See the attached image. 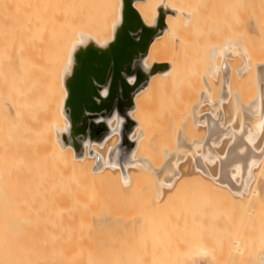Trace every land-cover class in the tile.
Instances as JSON below:
<instances>
[{"label": "bare ground", "instance_id": "6f19581e", "mask_svg": "<svg viewBox=\"0 0 264 264\" xmlns=\"http://www.w3.org/2000/svg\"><path fill=\"white\" fill-rule=\"evenodd\" d=\"M111 172L127 194L150 179L144 205L157 209L196 178L242 231L226 264H264V0H0V195L55 193L74 174L87 189ZM103 201L95 234L149 219L114 216ZM5 220L0 264H28L8 233L22 227ZM195 251L189 264H225Z\"/></svg>", "mask_w": 264, "mask_h": 264}, {"label": "rangeland", "instance_id": "374dc122", "mask_svg": "<svg viewBox=\"0 0 264 264\" xmlns=\"http://www.w3.org/2000/svg\"><path fill=\"white\" fill-rule=\"evenodd\" d=\"M176 94L177 93H174L173 95H175V96H173V97H175V99L178 103V100L180 102V99H179V97L176 98L177 97ZM172 100H174V99L172 98ZM174 103H176V102L174 101ZM157 116H158V114H157ZM152 118L155 119V117H153V116H152ZM154 119L150 120L149 123H151ZM152 123H155L153 127L148 124L150 129L147 128V130L148 129L152 130V131L148 130V132H149V133L147 132L148 137L154 133H157L156 131L159 129L158 126L156 128L157 130L155 129V127H156L155 125H157V120H155V122H152ZM189 129L190 128H188L187 130L189 131ZM154 130H156V131H154ZM193 131L199 132L198 130H193ZM197 132L196 133L194 132V133L197 135ZM156 155H159V154L156 153L155 157H156ZM155 160H153V161H155ZM110 174L107 175L109 177L111 176L109 178V182H107L108 181L107 176H105L106 179H104V177H102V176H100L101 178L98 176L99 182H97V184L95 182V181H97L96 179L94 181H93V178L87 179V183H89L88 187L85 185H83V186H85L88 189L92 185L91 188H89L90 192L80 185L81 180H78V178L76 179V177H78L79 175L74 174V176L70 177L71 179L68 178L71 181H69L68 179L66 181V179H65L62 181V183H60L63 186L62 187L60 186L61 188L59 187L60 189H58L56 191V192H58L57 193L58 195L60 193V196L56 195V197H55L52 195V194L55 195L56 192L55 193L50 192L51 194L46 195V193H49V192H46L47 190H44L46 192V193L44 192L45 195H41L42 192L39 195L38 192H36V191L35 192L29 191L28 194L17 193V194L9 195V196L0 195V215L6 219L5 221L7 223L11 224L12 222H14L13 219H15L16 224H18L19 226L22 227L20 229H14V227H13L12 230H8V233L10 231H13V232L15 231L17 233L16 240L21 244V246L18 245V250L16 251V255L23 256L24 262H25V260L27 261V259H29L31 264H55L56 261L64 262L65 260H69L68 264H189L191 262L189 257L192 255V253L194 254L195 250H196L195 253H197L198 250L200 249V246H202V247L206 248L209 252H211L212 253L211 255L216 257V259L220 260L222 263L226 264L229 261V259L226 260V258H225L226 254H228V253H226V251L228 250V248H226V247L229 246V245H227V243L231 242V240L233 239L231 236V233L234 234V232H232V231L233 230L235 231V228L237 227V223L235 222L236 223L235 228H234V226L232 227L234 222L233 223L231 222V225H226V224L227 223L230 224L231 218L229 215H231V214L234 215V214H233V212L228 214L227 209H224L223 207H222V209H220L218 202H217L218 197L216 198L215 197L216 195L214 193H212V191H210L212 193V195L210 192L208 194L204 190L202 185L197 183L198 181L195 180L196 178H191V180H189L187 177V179H183L181 181L183 183L182 186H178L179 188L181 187V189H177V190H175L176 192L174 191L173 193H170V195H172L173 197L170 196V198L166 199V202L164 201L166 203V205H164L165 204L164 202L159 204L161 206V208H159V209H157L156 205H155L156 207L155 206H152V207L149 206L147 208H150V209L153 208L152 210H149L145 207L144 201H146L150 197L152 198V195H153L152 194L153 191H150L151 193H149V190H148V189H151V190L153 189L152 188L153 183L152 184L149 183V181H151L150 179L146 181L147 182V184H146L145 178H143L144 179V181H143V180L138 179L140 177L139 176L137 178L138 180L136 179L134 181V186L132 187V189H134V190H132L131 194H129V193L127 194L126 192L124 193V190H122V188L117 187L120 185H118V183L116 182L118 180V178L116 176H114L115 173L113 174L111 172ZM115 175H117V174H115ZM81 176L83 178L85 177V175L84 176L80 175V179H81ZM76 180L78 182L80 181L79 182L80 184ZM85 181H83V182L85 183ZM63 182H65L66 185ZM72 182H73V184H72ZM83 182H82V184H84ZM94 182H95V185H97L96 188L97 189H98V187L100 188L98 190L96 188L95 189L97 191L100 190L102 193L99 192L100 195L96 194V196L94 195L92 197L91 195L94 194L93 193L94 191H95V193H97L96 190L94 188H92L94 186ZM104 182H105V184H104ZM135 182H136V184H135ZM185 182H186V184H185ZM109 183H111L113 185H111ZM143 183L148 185L146 192L148 191L149 195L147 193V194H144L146 196L143 195V196L138 197L136 195H141V194H140V192L138 193L137 189L140 188V184H143ZM101 184H103V185H101ZM70 185H71V187H73L72 188L73 190H70V188H71V187H69ZM65 186L67 189L64 188ZM112 186H114L115 189H113ZM110 187H111V189H110ZM82 190H83V192H82ZM85 190H87L88 192H84ZM112 190H113V192H112ZM120 190L122 191L121 193L119 192ZM70 191H72L74 194L72 192H71V194H68V193H70ZM76 191H79V193L82 192V195L75 193ZM133 191H134V193H133ZM111 192H112V194H111ZM31 193H34V194L31 195ZM44 193H42V194H44ZM83 193H84V195H83ZM109 193H110V195H109ZM116 193H118V194H116ZM119 193L123 194V195L119 196L120 195ZM103 194H105V196H103ZM124 194L126 197H123ZM70 195H73V198ZM74 196H76V198H74ZM77 196L79 198H81V196H82V199L85 200V202L87 200L91 201L90 206H89V204L87 206H84L89 202L88 201V202H86V204L82 205V207H81L79 204H82L84 201L80 200L78 203V201L76 200V199H78ZM84 196H86L87 198ZM89 196H90V198H89ZM101 196H103V197H101ZM83 197L86 199H84ZM99 197H100V199H98ZM104 197H106L112 203L114 201L116 202V204L113 203L114 206H112V208H111L112 214L114 216L124 217V215H125V217H133V218H135L137 215L138 216H144V218H149V219H146V222L148 223V221L150 220L149 222H151V223L147 224L144 220V222L142 221L144 224L141 223L142 226H139L138 228L136 226H133L134 224L132 223L133 224L132 226L135 227L134 230H133V227H132V230L128 229L131 226L127 227V228L121 227L122 230L118 229V232H120V230H121V232H123V233H121V232L118 233L116 231H112V233L110 234V231H111L110 229H108V231H106L102 228L103 229L102 232L98 231V229H97L95 231H98L99 235L101 233L100 236H102V238L98 237V239H97V237H95V236H99L98 232H96L97 235L93 232L94 228H93V226L91 224V220L89 218H91L93 213L95 214L98 212L99 207L104 205V204H102L101 201L104 200L103 203H105V204H109V205L112 204L111 202H108L106 198L104 199ZM144 197H146V198H144ZM102 198H103V200H101ZM124 198H126V199L128 198V199L124 200ZM140 198L141 199L143 198L142 204L140 202L141 201ZM151 198H150V200H151ZM134 199H136V200H134ZM96 200L97 201L100 200V201L97 202ZM105 200L108 203H106ZM123 201H125V202L127 201L126 203H128V204L125 205L126 203ZM92 202L96 205L91 206ZM100 202H101V204H99V205H101V206L98 207V203H100ZM138 202H139V204H138ZM148 202L150 204V201H148ZM74 203H77V205H79V207L76 206V204H74ZM145 203L147 206L148 203L147 202H145ZM188 203H190V204H188ZM140 204L142 206V209H141V206H139ZM143 205H144V209L148 210L150 213L143 209ZM152 205H154V204L152 203ZM163 205H164V207H163ZM93 206H94V208H93ZM203 208L205 210L207 209L208 213ZM227 208L229 209L228 210L229 212L232 210L229 207H227ZM139 209H140V211H139ZM223 209H224V212H223ZM92 210H94V212ZM204 211H205L206 215L209 214V216H205L206 222H205V217L203 215ZM153 212H155V213H153ZM81 215H83V216H81ZM86 215H88V216L86 217ZM192 216L195 218H193ZM219 217H222V219H220ZM225 217L229 221H225V223H224L223 219ZM231 217H233V216H231ZM217 218H219V219H217ZM219 220H221V221H219ZM218 221L220 222V224ZM184 223H185V225H184ZM186 223H188V224H186ZM91 228H93V229H91ZM123 228H125V229L123 230ZM167 228H169V229H167ZM237 228H238L237 232L238 233L240 232L239 237H242L241 236L242 231L239 230L240 229L239 227H237ZM82 230L84 232H82ZM90 230H92L93 233ZM237 232L235 231L236 234H237ZM89 233L92 236H93V234L95 236L91 238V235L89 236ZM124 233L127 235H124ZM225 233H226V235H225ZM128 234H129V236H128ZM103 235H104V237H103ZM111 236L112 237L114 236V237L112 238ZM115 236H116V238H115ZM87 237H88V239H87ZM235 237H236V235H235ZM89 239H92V240H89ZM210 239H212V240H210ZM93 240L95 241V243ZM99 241H102V243ZM99 243H101V244H99ZM222 243L224 246L222 245ZM193 245H195V246H193ZM221 245L225 248H222ZM197 248H199V249L197 250ZM220 253H223V255H221ZM189 254H190V256H188ZM35 257L38 260H40V259H42V260H40V262L35 263V261H37ZM220 257H222V258H220ZM227 257H228V255H227ZM29 260L27 261L28 264H30ZM32 260H34V261H32ZM44 260H45V262H44ZM224 260L226 262H224Z\"/></svg>", "mask_w": 264, "mask_h": 264}]
</instances>
